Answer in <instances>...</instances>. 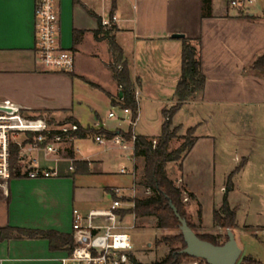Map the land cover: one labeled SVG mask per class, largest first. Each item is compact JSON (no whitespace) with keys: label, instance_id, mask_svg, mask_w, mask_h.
<instances>
[{"label":"crops","instance_id":"0c3cea01","mask_svg":"<svg viewBox=\"0 0 264 264\" xmlns=\"http://www.w3.org/2000/svg\"><path fill=\"white\" fill-rule=\"evenodd\" d=\"M37 1L0 0V103L20 106L24 115L51 119L55 125L72 123L70 119H73L83 128H101L126 137L131 126H123L128 120L122 111L115 117L108 116L109 125L103 122L98 111L99 102L110 106L109 113L112 108H121L119 85L111 67L120 59L118 64L127 66L135 89L140 92L139 120L135 126L140 127L144 117L149 120L150 109L157 108L163 113L178 102L176 87L181 76L183 39L195 44L206 82L202 89L188 97L171 120L172 127L195 129V143L184 155L181 174L176 179L182 180L192 211L194 206H202L203 192L192 181L197 172L192 160L207 156L215 174L219 153H222L217 149V138L211 132H202L208 123L203 119L205 113L211 120V112L217 113L221 106L228 110L234 106L235 109L252 106L255 98L264 92V74H258L253 67L257 54L249 57L241 50L235 61L227 62L219 55L213 58V53L208 54L206 49L209 44H219L216 36L220 30L213 26L226 15L236 22L256 16L237 11L234 15L221 13L215 0H212L211 17H203L202 0H57L60 42L75 55L74 70L60 73L46 70L37 58ZM112 13L119 21L107 30L101 25V19ZM175 33L184 34V38H173ZM110 37L120 47L121 58L111 48ZM233 97L235 99H225ZM135 134L154 138L161 133L157 136L144 132ZM97 135L103 136L106 142H96ZM111 138L103 133L77 137L68 146L73 148L74 157L67 156L66 149L59 153L58 176L0 178V264H60L70 248L62 244L59 237L50 242L44 236H30V232L72 237L74 209L91 223L95 213L119 219V213L124 211L111 212L112 201L106 207L97 204L95 196L100 195L99 192L114 199L113 189L120 188L126 200L142 198L137 196L142 176L138 178L136 161L144 162L143 158L122 150ZM35 155L42 166H55V161L46 159L42 152ZM70 158L75 163L72 170L69 169ZM234 159H238L236 153L232 162ZM117 160L122 162L121 167L112 171L110 166ZM124 167L128 174L120 172ZM233 168L234 165L225 171L227 178ZM112 175L121 176L110 183ZM223 188L225 185L220 187L221 204L214 201L208 211L211 222L204 221L203 208L201 217L196 216L199 227L198 230L194 227L196 233H210L204 229L210 225H215L220 230L218 233H222L223 229L214 223L213 211L222 208ZM234 190L233 182L227 201L230 208L236 209L231 200ZM200 219L206 224H201Z\"/></svg>","mask_w":264,"mask_h":264},{"label":"rangeland","instance_id":"374dc122","mask_svg":"<svg viewBox=\"0 0 264 264\" xmlns=\"http://www.w3.org/2000/svg\"><path fill=\"white\" fill-rule=\"evenodd\" d=\"M215 4L217 10L221 13L234 15L235 10L227 8L226 0H215ZM254 13L255 18L244 19L243 22L229 19L227 15L223 21L216 22L213 27H217L220 30L219 36H216L219 39V44H209L206 52L208 54L213 53L211 55L213 58H218L217 55H219L222 60L224 58L227 62L235 61L237 53L241 50L246 51L249 57L254 54H257V57L264 54V3L261 8L254 10ZM205 26L206 28L210 27L208 25ZM222 33L223 35H220ZM248 39L249 41L246 42L245 40ZM258 74L264 73L258 72ZM254 102L252 106L240 107L239 109H235L236 106H234V109L232 108L231 110L221 106L217 113L211 112V117L213 118L211 120L205 113L203 119L207 120L208 123L202 132L203 134L211 132L217 138V149L222 152L219 153V157L222 158H219V162L217 161L219 164H217L215 174L211 171V160L206 159L207 156L203 155L200 159L199 157H194L192 160V166L197 170L192 181L203 192L202 206H194L192 211L189 206L191 199L185 191L183 183H178L179 179H176L181 174L179 169L186 153L182 154V159L167 164L168 175L173 178L175 185L182 190V209L185 217L197 230L199 227L196 216L199 214L201 217L202 208L204 221L207 223L211 222L212 218L208 211L214 201L216 204H221L223 193L220 191V187L225 185L226 188L228 180L225 176V171H227L228 167L234 165L232 172H234L233 182L235 183V190L231 200L236 205V227L232 231L239 248L242 250L237 264H242L245 258H251L260 264H264V92L259 94ZM110 109L108 104L99 102L98 111L100 117L108 125L110 123L108 118ZM112 111L120 113L121 108H112ZM88 112L92 113L90 108H88ZM148 115L149 120L144 117L142 125L135 127V132H144L157 136L161 133V124L162 121H165V117L157 108L150 109ZM123 126L128 127L129 122H125ZM192 137H195V131L189 133V129H179L176 138L171 142L170 148L175 150L187 138ZM22 139L23 136L18 137V140ZM234 153L237 154L238 159H234L232 162ZM121 163L119 160L114 161L110 169L112 171L119 170ZM123 164L126 163L124 162ZM136 164L139 166L138 178L140 179L144 162L138 159ZM18 165L19 161L16 164L17 168L19 167ZM120 176L112 175L110 183H115L114 181L118 180ZM225 188L224 193L226 192ZM99 193L100 195L95 196L97 204L102 203L105 207L108 206L113 198L110 195H103L102 192ZM149 194L150 191L148 189L142 186L138 187V197H145ZM185 197H188L187 201L184 199ZM99 198L103 202H99ZM91 199L93 200V197ZM129 212L119 213L122 217L121 221L125 222L122 224H133V215ZM111 218H114V220ZM92 220L93 224L101 223L105 225L115 221L116 217L105 213H95L92 215ZM204 221L200 219V223L203 225L204 223L206 224ZM204 229L210 231L208 234H221L222 241L226 240V230L223 229L221 230L222 233H218L220 230L215 225L205 226ZM178 232H180L179 226L158 229L157 221L154 217H136L135 227L130 230L134 258L144 264L164 258L169 253L170 247L165 245L157 247L156 240ZM181 264L207 263L190 257L183 259Z\"/></svg>","mask_w":264,"mask_h":264},{"label":"built area","instance_id":"2783aa9c","mask_svg":"<svg viewBox=\"0 0 264 264\" xmlns=\"http://www.w3.org/2000/svg\"><path fill=\"white\" fill-rule=\"evenodd\" d=\"M227 7L234 9L242 15H255L254 10L261 8L264 0H226ZM119 18L115 13L101 19V25L105 29H111ZM36 22V53L40 64L48 71L70 73L74 70L75 55L71 49L61 45L59 32V14L57 0H38L35 7ZM122 66H118L121 70ZM121 92L122 86H119ZM140 92L135 89L134 96L138 102ZM123 95L118 102L122 103ZM131 126V136L125 137L117 134L111 138L114 145L132 154L135 150L136 134L134 128L139 120V113L133 117L130 108H122ZM115 117L111 111L108 115ZM79 130L76 123L55 125L44 118H30L22 113L20 106L0 103V178L10 177V146L17 144L19 151L18 172L28 178H50L59 175V153L70 145L77 136ZM30 134L32 137L30 138ZM23 136L22 140H18ZM95 141L105 143L103 136L97 135ZM155 148L157 141L153 140ZM132 153H131V152ZM42 152L46 159L55 161L54 167H44L35 155ZM74 159H69V169H73ZM122 174H128L127 168H121ZM182 180L179 179L178 183ZM180 188L179 186H177ZM224 190V188H223ZM115 198L110 205V211H131L134 201L124 199L120 188L113 189ZM186 194V192H184ZM186 201L188 197L184 198ZM133 216V224H122L121 216L110 224H93L85 220L78 209L73 210L72 222V246L60 259V264H133V242L130 230L135 227L136 216ZM113 216V215H112Z\"/></svg>","mask_w":264,"mask_h":264},{"label":"trees","instance_id":"16d2710c","mask_svg":"<svg viewBox=\"0 0 264 264\" xmlns=\"http://www.w3.org/2000/svg\"><path fill=\"white\" fill-rule=\"evenodd\" d=\"M202 15L203 17L212 16V0H202ZM109 43L114 53L121 58L122 51L120 47L116 44L113 38H109ZM120 60V59H119ZM118 60V63H119ZM115 64L113 65L112 71L118 85L122 86L123 102L120 103L122 108H130L132 110L133 117L137 115L138 112V102L135 99L134 91L135 85L130 78L128 68L125 64ZM118 66H122L121 70ZM202 63L198 55V49L193 44L191 40L183 39L182 47V65H181V76L177 83L176 95L178 102L169 110H163V115L165 121L162 124L161 134L158 137L148 138L146 136L137 135L135 141L134 154L137 157H141L144 160V168L142 173V181L140 184L150 191V194L142 197L136 198L134 200V208L131 210L138 218L154 217L157 221L158 229H166L172 226H179V220L175 216L173 210L170 207L172 202L178 209V212L182 217H185V213L182 209V190L175 185V181L172 180L167 173V164L170 162H176L182 159V154L187 153L194 145L196 138H187L181 146L175 150L171 149V142L176 138L177 133L180 129L179 126L172 128V116L179 110L182 104L188 99V97L197 90L203 88L206 77L202 72ZM254 69L260 73H264V54L258 57L254 62ZM72 122H76L70 119ZM49 123H53L50 119ZM76 124H78L76 122ZM79 125V124H78ZM195 131L194 128L189 129V133ZM90 133H103L107 137H114L116 133L105 132L103 129H92L83 128L79 125V130L75 132L78 138H85ZM131 136V130L126 134V137ZM32 134H30V138ZM153 140L157 141L155 148L153 147ZM20 148L17 144L12 143L10 146V177H19L21 174L18 172L16 164L19 160ZM66 155L69 157H74L73 148H66ZM186 155V154H185ZM75 164V163H74ZM78 165V164H77ZM233 175L231 172L227 183L226 192L223 197V205L221 210L213 211L214 223L224 230L234 229L236 227V210L230 208L227 201V194L233 189ZM186 218V217H185ZM187 219V218H186ZM188 221V220H187ZM188 224L194 229L191 223ZM195 231V230H194ZM30 236H44L53 242L55 237H59L62 244L67 245L69 248L72 246V237L69 236H58L53 232H30ZM197 235L207 240L213 244H222L227 240L222 241L221 234H199ZM157 247L165 245L170 247L169 253L162 259L156 260L145 264H181L182 260L185 258H190V256L185 254H176L177 251L183 249L186 244L183 236L180 232L173 234L171 236H164L156 240ZM200 260V259H198ZM203 261V260H200ZM205 262V261H204ZM133 264H144L133 258ZM242 264H260L251 258H245Z\"/></svg>","mask_w":264,"mask_h":264},{"label":"water","instance_id":"95a60500","mask_svg":"<svg viewBox=\"0 0 264 264\" xmlns=\"http://www.w3.org/2000/svg\"><path fill=\"white\" fill-rule=\"evenodd\" d=\"M173 38H184V34L175 33ZM122 92H120V96ZM170 207L179 220V230L183 236L186 246L177 251L176 254H185L192 258L205 261L207 264H237L242 250L239 248L234 233L227 229V240L222 244H213L200 238L188 224L185 217L178 212L177 207L171 202Z\"/></svg>","mask_w":264,"mask_h":264}]
</instances>
